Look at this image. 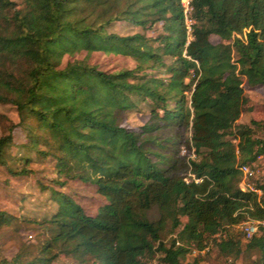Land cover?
<instances>
[{
  "label": "trees",
  "instance_id": "16d2710c",
  "mask_svg": "<svg viewBox=\"0 0 264 264\" xmlns=\"http://www.w3.org/2000/svg\"><path fill=\"white\" fill-rule=\"evenodd\" d=\"M190 6L188 38L181 0H0V105L18 116L0 137V166L31 172L30 156L7 153L17 126L20 147L52 161L53 182L76 179L105 199L85 215L73 197L52 191L56 209L41 255L0 264H51L59 252L88 264H181L209 240L230 263L252 255L264 264V225L248 240L242 233L244 243L228 231L264 221V180H256L260 197L238 188L239 167L264 159V143L253 136L257 122L237 123L243 86L264 87V0ZM116 22L142 32H108ZM155 24L158 35L143 33ZM81 51L129 57L134 67L60 66ZM145 101L148 124L122 127L121 116ZM12 160L22 168L13 170ZM12 220L0 211V226Z\"/></svg>",
  "mask_w": 264,
  "mask_h": 264
},
{
  "label": "rangeland",
  "instance_id": "374dc122",
  "mask_svg": "<svg viewBox=\"0 0 264 264\" xmlns=\"http://www.w3.org/2000/svg\"><path fill=\"white\" fill-rule=\"evenodd\" d=\"M17 5L21 0H10ZM108 32L119 35H130L135 32H142L139 28L132 27L123 22H116L108 29ZM161 32L160 24H155L151 29L143 31L148 37L153 38ZM212 44H217L219 39L215 36L210 38ZM83 61L89 66L96 67L100 71L107 73L129 70L134 67V62L129 57L118 54L85 51L76 52L72 55H64L61 59V67L67 62ZM19 74V73H18ZM244 95L247 99L245 108L238 120V124L248 125L250 121L258 123L254 128V137L264 143V87L247 88L243 86ZM150 114L149 102L138 104L137 108L127 111L120 119V125L127 129L138 130L143 125L148 124ZM18 122V116L11 105H0V137L7 133L6 127ZM12 146L7 153L11 159L22 156H30L31 162L28 175H12L5 168L0 166V211L8 217H12V222L0 226V260L10 261L16 255H21L23 262L30 261L34 257L41 255L42 246L50 238V230L47 221L55 212L56 204L52 198V191L63 193L73 197L85 215H94L98 208L105 204V199L100 196L94 186L83 183L79 180L60 178L57 184L53 182L55 174L53 163L49 159L43 160L34 153H26L20 146L25 143L24 132L17 126L11 130ZM43 134L37 132L35 138L42 145ZM180 153L185 154V150L180 148ZM191 158L192 154L189 155ZM13 170L22 168L18 161H9ZM260 167L258 179L264 180V159ZM188 178V175H187ZM185 221L184 218L181 219ZM249 221V220H245ZM243 221V222H245ZM228 228L232 235L241 236L240 225ZM169 235L165 238L168 241L172 238ZM219 239V235L215 236ZM208 250L203 252L188 253L181 264H253L254 256L242 255L233 263L218 256L212 241H207ZM58 249L55 248L54 252ZM51 264H88L80 262L70 256L59 252L57 258ZM151 264H158L156 258Z\"/></svg>",
  "mask_w": 264,
  "mask_h": 264
},
{
  "label": "built area",
  "instance_id": "2783aa9c",
  "mask_svg": "<svg viewBox=\"0 0 264 264\" xmlns=\"http://www.w3.org/2000/svg\"><path fill=\"white\" fill-rule=\"evenodd\" d=\"M191 0H181V5L183 7V16H184V25L187 31L188 38H190L191 25L193 24V20L190 17V6ZM263 157L258 155L255 159L249 164H242L239 167V171L241 174L240 181L238 183V188L242 192H250L256 194L257 197L262 196L263 191L257 186L256 180H258L260 176V164H262ZM187 180V179H186ZM197 181V180H195ZM264 225V221H254L249 220L243 222L240 227L243 233L244 240L250 239L253 235H255L258 231V226ZM204 250H208L207 247L202 250L193 249L192 253L203 252Z\"/></svg>",
  "mask_w": 264,
  "mask_h": 264
}]
</instances>
